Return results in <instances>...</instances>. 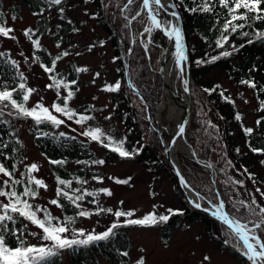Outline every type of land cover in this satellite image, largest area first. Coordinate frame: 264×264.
<instances>
[{"label":"rangeland","instance_id":"1","mask_svg":"<svg viewBox=\"0 0 264 264\" xmlns=\"http://www.w3.org/2000/svg\"><path fill=\"white\" fill-rule=\"evenodd\" d=\"M124 5L122 7L124 18L142 40L143 46H147L145 50L148 61L152 68L159 72L162 79V96L156 103L154 112L150 111L143 94L135 86L130 71L132 86L128 84L126 77L122 76L118 79L119 70L117 59H114L117 58L114 46L106 29L92 16L94 6L89 0H62L60 5H49L47 0H0V21H3L5 26L12 27L14 29L12 35L16 37V39H10L0 36V52L6 53L4 58H0V74L7 71L8 66H12L7 62L9 58L18 62L19 68L14 67L16 74L18 71L22 72L26 77V87L37 90L26 102L27 107H34L37 102L42 103L53 115L64 120L63 124L55 126L57 130L77 137L80 146L88 144V148L85 146L79 150L84 155L93 154L91 160H83L80 163L69 162V164L71 168L80 166L83 171L85 170L87 173L85 184L94 187L96 192L100 188H108L113 193L111 196L99 193L96 196L99 205L104 208L111 207L113 210L117 208L125 211L134 209L135 215L132 218H141L152 211H155L157 215L168 214L167 209L169 208L178 211L182 205L176 193L175 180L178 182V178L165 152V147L172 136L165 134L169 139L165 144L163 136L156 128L158 123L155 118L158 107L164 99L165 81L164 74H161V57L164 54V47L168 45V38L162 34L160 29H155L150 34L143 31L144 27H150V21L146 11L142 8V0H134L133 3L128 4L127 8H124ZM60 8L64 9L62 14L59 11ZM41 9H43L42 14H33L40 13ZM138 11L141 12V16L132 20V16ZM160 12L163 25L170 27L171 13L163 8ZM12 16H16L17 19L13 20ZM111 20L114 22V18L111 17ZM178 22L186 44L185 54L188 57L189 49L184 25L182 21ZM26 28L33 29L32 38L40 40V49H34L29 39L24 36ZM204 28L203 31L206 32L209 26L205 25ZM189 42L191 48L192 45L195 48V57L206 58L207 51L201 36L191 32ZM120 45L125 46L122 37ZM65 51L69 55L62 56L56 61L54 71L45 72L41 65L51 67L52 60ZM129 53L127 51L123 55L125 67L126 64L129 66ZM36 56L39 60L34 59ZM234 62L235 75L228 71L227 66L221 64H203L194 69L195 78H191L192 85L189 84L190 105L191 108L194 105L196 108L195 124L189 128L193 131V139H191L193 143L187 134L186 127L189 123L185 127L186 136L192 144L193 155L181 151L179 160L181 153L194 159L210 174L212 181L214 178L217 180V171L213 162H218L228 193L227 195L222 193L225 208L231 216L241 218L246 214V209L239 207L240 201L247 203L255 197L257 204L264 206V196H261V192H264V164L261 163L264 161V152L253 153L248 147L249 145L264 149V112L260 108L261 96L258 93L259 85L264 88V51L248 64H244L241 59H235ZM186 64L187 60L183 61L184 69ZM77 68H87V71L77 72ZM96 73H99V76ZM139 73L140 67L138 66L135 74L139 75ZM52 76L69 86L59 89L60 98L57 97L55 87H46L52 83L50 79ZM5 78H7L6 75H0V86L5 82ZM188 79L190 81L189 70ZM72 80L76 83L71 84ZM242 80L252 81L256 87L251 88L241 83ZM117 81L121 84L119 90L115 92L103 90L106 85H114ZM125 83L135 92L125 89ZM217 86L230 92L243 114L241 120L227 117L222 113L221 108L218 107L220 100L215 99L216 91H204V89L211 90L215 87L218 89ZM68 90L74 92L72 99L68 101V107L76 113L71 120L51 108L53 103H62V98L66 96ZM0 107L3 105L0 104ZM10 111L15 112L10 107L4 109L9 129L4 132L0 129V153L3 155L10 149L11 144L7 142V138L12 132L20 144L18 155L23 158L18 163L17 176L20 175L25 165L36 163L39 171L32 175L42 179L47 188L38 190L39 194L34 198V206L47 208L54 217L60 218L62 209L50 204L56 195L54 168L35 143L31 133V118L9 115ZM162 113L164 115L165 111ZM80 115L93 118L84 121L83 124H77L75 121ZM124 115L127 118L126 122L122 119ZM258 120L259 124H257ZM132 122L133 128L131 133H128L127 124L130 125ZM97 127L105 133L103 137L105 142L110 135L115 140L126 138L125 148H130V145L141 148L144 144H148L154 151L146 161H140L134 156L124 158L111 154V150L103 147L99 142L81 135L83 131ZM243 128L253 129L251 140L241 137ZM4 144L8 147L4 148ZM194 150L199 155L198 157L194 155ZM100 159L105 163L102 165L92 163ZM209 165L213 167L212 172ZM94 175L102 177V181L94 180ZM3 179L6 177L0 175V181ZM116 179L129 180V182L118 184L115 182ZM237 181H243V183L240 184ZM0 187L3 185L0 184ZM257 189L260 191L258 192ZM227 198L231 200L229 205ZM202 200L204 205L208 206L207 200ZM211 200L216 205L219 204L218 200L213 198ZM120 201H123V204H120ZM0 202H7V199L0 197ZM123 219V217L120 218L121 221ZM115 220L112 214L105 212L102 215L93 214L90 217H82L81 222L70 227L84 229L86 233L93 230L101 233ZM21 224L28 225L24 232L27 239L47 243L39 238L41 230L37 226L22 218L17 226ZM209 229L215 237L210 236L206 223L201 220L187 222L184 227L163 223L151 227L122 225L114 230L115 234L108 240L93 243L95 249L88 247L87 250H82V248L62 250L58 255V264H136L141 256L145 258V264H247L228 247L243 250L241 243L230 234V229L226 225L217 220L210 224ZM32 232L38 235L35 237L29 235ZM66 235L71 236V233ZM225 240L228 242L225 243ZM123 251H128L129 256H121L119 253ZM205 256L209 259L205 260Z\"/></svg>","mask_w":264,"mask_h":264},{"label":"snow or ice","instance_id":"2","mask_svg":"<svg viewBox=\"0 0 264 264\" xmlns=\"http://www.w3.org/2000/svg\"><path fill=\"white\" fill-rule=\"evenodd\" d=\"M49 5H60L62 0H47ZM133 3V0H127V4L124 5V8H127L128 4ZM219 3L227 8L229 14L231 15V19L227 20L223 29L227 32L229 29L231 32L235 33L238 29H243L245 27V23L249 20L256 21H264V0H219ZM164 8L165 5L162 4V0H142V8L146 11V15L148 20L150 21L151 26L144 27L143 31L145 33H151L153 28L161 29L162 26L167 31L170 37L175 38V57L177 66L180 67V70L183 71L182 62L187 60V56L184 50L183 43V35L181 29L177 26L167 27L163 25V21L158 19V7ZM177 5H172V7H176ZM243 10V11H241ZM60 13L64 12L63 8L59 9ZM191 12H210L212 8L205 0L203 5H200L195 8L188 9ZM43 13V9H41L40 13H33L34 15H39ZM171 15L173 17L178 18L177 12H172ZM141 16V12H136L134 16H132V20H135L137 17ZM13 20H16V16H12ZM237 21H244L245 23H235ZM143 22V21H142ZM14 29L10 26H5L3 21H0V36L10 39H16L12 33ZM24 36L29 39L34 49L41 48V42L39 39H33L34 31L32 28H26L24 30ZM242 35L247 36V32H243ZM258 38L264 39V31L256 33ZM228 37L226 35H222L220 40L216 41L217 47H222L223 42L227 41ZM248 43H252V40H248ZM103 44V41H101ZM243 45H241L242 47ZM59 47V44H57ZM147 48V46H145ZM69 53L67 51L61 53L56 56L52 62L51 67L46 65H41L44 68V71L47 73H52L56 67V61L60 60L62 56H68ZM221 56H229L230 52L224 51L220 53ZM6 56L5 52H0V58H4ZM27 60V57H25ZM35 60H39V57H34ZM117 59V58H114ZM219 59V56L211 57L210 61H215ZM12 66L19 68V64L16 60L10 59L7 61ZM206 61L198 60L197 63H205ZM77 72L87 71V68H77ZM19 76L20 83L11 89L4 87L3 90H0V104L3 107H0V116H3L4 109L10 107L15 110V112H9V115H17L23 117H31L36 124H41L48 122L54 126H59L64 123V120L57 118V116L53 115L48 107H45L42 103L37 102L34 107L28 108L25 106V102H27L33 92H36V89L26 87V77L22 72H17ZM99 76V73H96ZM52 83L46 85L48 88L55 87L57 89V97L60 98L59 89L61 87L68 88V84H64L63 81L57 80L55 76L50 77ZM71 84H75L76 81L72 80ZM241 83L248 85L251 88H255L256 84L249 80H242ZM184 84L187 85L188 81L185 80ZM121 84L117 81L114 85H106L103 89L108 92H115L119 90ZM219 87V86H217ZM187 91V88L185 89ZM216 89H204L205 92L215 91ZM264 90V89H262ZM20 92L22 94V102H19L17 99L13 98V93ZM74 92L72 90H68L66 96L62 98V103H53L51 108L55 110L56 113H62L64 116L68 117L69 120L73 119L76 115L75 111L68 107V101L72 99ZM223 95V93H221ZM142 99V98H141ZM63 105V106H62ZM260 108L264 109V101H261ZM93 117L80 115L78 119H76L77 124H83L86 120H91ZM110 119V117H107ZM237 120L241 119L239 113L236 114L235 117ZM0 123H7V121H0ZM260 121H257L259 124ZM246 134H251L253 132L252 128L244 129ZM184 132V128L180 127L178 134ZM44 135H47L45 133ZM61 137L65 136V133L61 132L59 134ZM81 135L88 137L92 141L99 142L103 147L108 148L109 150L118 153L120 157L128 158L138 153L140 149H136L134 151H128L124 147L125 139L115 140L110 135L107 137V142L103 139L105 133L99 128L88 129L81 133ZM4 148H7L8 145L4 144ZM253 152H264V149L252 148ZM239 151V150H237ZM2 155V153H0ZM7 159V157H5ZM53 165L63 164L65 161L62 160H50L49 161ZM80 163V161H77ZM87 163V162H85ZM93 164L102 165L105 163L104 160H94ZM264 164V161H261ZM16 165L13 164L11 166V170L9 167L5 165V163H0V175L3 177H7V179H3L0 181V184L3 187H0V197H4L7 199V202H0V264H51V258L58 256L62 250L65 249H73L80 246H88L93 244L94 242L108 240L111 236L115 234L114 230L120 226L127 225H137L142 227H151L157 225L159 223H165L169 220L171 215H175L177 210H173L171 208L167 209L168 214H160L157 215L155 211L149 212L145 214L141 218H132L135 215V210H122L117 208L113 210V208L108 207L104 208L99 205V203L94 199L91 203L97 204V207L94 212L89 210H84L81 205V201L84 200L85 196L95 197L99 193H104L108 196H111L113 193L108 188H100L98 192H88L87 189H75L72 193L65 191L63 187H57L56 189V197L50 201L51 205H55L57 207L63 208L64 205L60 202V197L68 200L75 208L81 209L76 213L78 217H90L93 214L99 215L102 213H110L112 214L116 220L111 223V225L103 232L96 233L95 230L91 232H85L84 229H75L71 228L70 225L75 223L76 217L66 216L61 221L60 218L54 217L47 208H42L39 205H33L29 203L28 197L35 198L39 193L38 190L40 188H47V185L42 179H38L32 175L34 172L39 171V166L36 163H31L30 165H25V173L21 175L27 174V182L14 179ZM245 171H247L245 169ZM251 176V174H249ZM94 180L102 181V177L93 176ZM130 179V178H129ZM58 185H70L71 181H66L57 177ZM118 184H127L129 180H115ZM81 183H87L86 181H82ZM237 183L242 184L243 181H237ZM24 184V189L22 192H18L15 190V185ZM35 185V188L32 187ZM187 186V185H186ZM259 192L260 189H257ZM78 193V194H77ZM199 197V193L196 194ZM261 196H264V192H261ZM196 208H201V204L195 201H192ZM211 203V202H209ZM120 204H123V201H120ZM255 205V207H254ZM214 211L212 214L216 216L224 225H227L228 229H230V234L241 243V248L243 249V255L247 258L251 264H264V206L258 205L255 197H252L250 202H239V207H243L246 209V214L241 218H236L235 216L230 217L227 212L224 211V203L221 201L219 204L214 205ZM239 207H237V211H239ZM155 208V206H153ZM258 209V210H257ZM208 210V209H205ZM38 213H43V216L38 215ZM15 214V215H13ZM124 218L123 221L120 218ZM26 220L30 222L32 225L37 226L41 233L39 234V238L47 243H41L38 245L27 244L24 239V232L27 229V224H21L17 226L18 221L20 219ZM10 222V223H9ZM67 233H71V236L66 235ZM29 235L37 236L38 233L32 232ZM9 237H15L16 246L12 247L8 243ZM228 241L225 240V243ZM143 251V249H141ZM123 257L129 256L128 251H123L119 253ZM205 260H208L209 257L205 256ZM136 264H145V258L141 256L136 261Z\"/></svg>","mask_w":264,"mask_h":264},{"label":"trees","instance_id":"3","mask_svg":"<svg viewBox=\"0 0 264 264\" xmlns=\"http://www.w3.org/2000/svg\"><path fill=\"white\" fill-rule=\"evenodd\" d=\"M94 8L92 10V16L96 19L97 23L102 25L109 34V38L112 41L114 46L115 54L117 57L118 63V79L119 77H126V67L123 60L124 52L129 51V71L133 77V81L137 89L143 94L146 102L149 105L150 111L154 112L156 103L160 100L162 96V79L158 71L152 68L150 62L148 61V57L146 54L145 47L142 44V40L139 38L137 33L130 28L128 22L124 18L122 7L127 2V0H89ZM134 1V0H133ZM178 10L181 13L184 30L186 33V39L188 43V64L191 72V78H195L194 69L200 65H224L227 66L228 71L235 75V59H241L244 64H248L252 61L255 56H259L264 51V39L258 38L256 33L264 31V21H256V20H249L247 23L244 21H237L235 23H245V27L243 29H238L237 32L233 33L229 29L227 32L224 31L223 25L224 23L231 19V15L229 14L227 8L219 3V0H207V3L212 8L210 12H191L188 9L198 7L205 3V0H175ZM243 11V10H241ZM111 17L114 18V22H112ZM192 25V27H190ZM209 26V29L205 32L203 31L205 28L204 26ZM197 34L201 36L202 40L204 41V46L207 51L206 58L202 57H195L194 50L195 48L190 45V33ZM243 32H247L248 35H242ZM222 35H226L228 37L227 41L223 42L222 47H217L216 41L221 39ZM123 38L125 42V46L122 47L120 45V39ZM248 40H252V43H248ZM241 45H243L241 47ZM230 52L231 55L229 56H221V52ZM219 56V59L211 62H207L211 60V57ZM198 60L206 61L205 63L198 64ZM234 65V66H233ZM242 67V63L240 64ZM140 67L139 75L135 74V69ZM134 72V74H133ZM1 74L6 75L5 82L0 86V90H3L6 86L7 88L11 89L20 83L19 76L16 74V70L14 66H8L7 71ZM0 74V75H1ZM192 82V79H191ZM190 82V85L192 83ZM135 92L132 90L127 83H125V89ZM215 91L217 95L215 97L219 98L218 107L221 108L222 113L225 114L227 117L235 118L236 114L239 113L241 118L243 116L242 112L238 108L237 104L235 103L234 99L231 97L230 92L220 87L217 89L215 87ZM264 89L262 86H258V93L261 101H264ZM223 93V95H221ZM13 98L17 99L19 102H22V94L18 91L13 93ZM25 106L26 102H25ZM195 105L191 108V115L188 121L187 134L188 137L193 139V131L189 130L190 126L195 124ZM264 112V109L263 111ZM6 116H0V121H7L5 118ZM31 118V117H30ZM122 119L126 122L127 118L122 116ZM241 120V119H240ZM31 133L34 136L35 143L38 145L42 154L48 158V160H62L65 161L63 164L53 165L54 170V177L56 179V189L57 187H63L65 191L72 193L75 189H87L88 192H96L95 188L92 186H88L85 183H81L85 181L86 172L83 171V168L80 166L77 167H70L69 162H77V161H85L91 160L92 155H84L81 154L80 148L85 147L88 148V144H84V146H80L81 144L78 142V138L68 133H65L61 130H57L54 125L45 122L41 124H36V122L31 118ZM133 128V122L129 125L127 124V131L131 133ZM0 129L8 130L9 125L8 123H0ZM1 131V130H0ZM63 132L65 136L61 137L59 134ZM47 133V135H44ZM251 134H246L244 128L241 131V137L251 140ZM8 143L11 144L10 149L8 152L0 155V163H5L7 167L10 168L13 164L16 165L14 179H20L27 182V174L21 175L25 173V168L21 171L20 175L17 176L16 171L18 167V163L23 159L21 155H18V150L20 147L19 141L15 138L14 134L11 132V135L7 138ZM192 142V140H191ZM89 143V142H88ZM193 143V142H192ZM260 145V144H259ZM261 146V145H260ZM249 149L256 148L255 146H249ZM128 151H134L136 149H140V151L134 154V157H138L140 161L148 160L149 155L154 151L148 144H144L141 148L135 145H130V148H125ZM259 149V148H258ZM85 152V150H83ZM259 153V152H253ZM111 154L118 153L111 151ZM159 156V153L156 152ZM119 156V155H118ZM204 156L207 157V154L204 153ZM7 157V159H5ZM180 160L185 167V174L188 181L191 184H195L197 190L200 192V196L202 199H214L218 200V195L216 190L213 186V181L210 174L202 168V166L195 161L194 159L188 158L184 154H180ZM153 162V161H152ZM151 163V162H150ZM215 169L217 171V181L219 184V188L221 192L225 195L228 193L226 192V188L224 186V182L222 179L223 173L220 170L219 163L213 162ZM168 168V166H165ZM57 177L60 179L71 181L70 185H58ZM197 177L195 180L192 178ZM7 179V177H6ZM176 183V193L181 201V209L176 211L175 215H171L169 220L163 224L165 225H181L186 226L187 222L201 220L206 223L208 227V232L211 237H215L214 233L211 229H209L210 224L213 221H217L212 215L208 214L207 212L192 206L186 196L184 195L183 190L181 189L178 182L175 180ZM207 185V186H205ZM24 184L15 185V190L18 192H22L24 189ZM32 187L35 188V185ZM78 194V193H77ZM55 198L56 195H55ZM29 203L35 204L34 198L28 197ZM61 204L64 205L62 209V217L60 220L62 221L66 216L76 217L75 223L70 226H76L79 222H81L82 217L76 216V213L81 210L75 208L68 200L60 197ZM96 200L98 202V198L92 196H85L84 200L81 201L82 208L84 210H91L95 211L97 204L91 203L92 200ZM228 205L231 202L230 198H227ZM99 203V202H98ZM229 210V207H228ZM230 211V210H229ZM43 216L42 214H39ZM102 215V214H101ZM59 218V217H58ZM24 239L27 244H34L38 245L41 242H33L26 238L24 233ZM8 243L10 246H16L15 237H9ZM95 243V242H94ZM89 248L95 249L93 244L88 246H80L78 248H82V250H87ZM231 250L238 256L242 261L246 262L247 264H251L247 260V258L242 254L240 250L235 249L234 247L228 246ZM59 257L51 258V264H58Z\"/></svg>","mask_w":264,"mask_h":264},{"label":"bare ground","instance_id":"4","mask_svg":"<svg viewBox=\"0 0 264 264\" xmlns=\"http://www.w3.org/2000/svg\"><path fill=\"white\" fill-rule=\"evenodd\" d=\"M162 4L165 5L163 9L168 10L170 13L177 12L175 7H172V0H162ZM158 7V19L161 18V8ZM144 10V9H143ZM149 26H151L149 22ZM177 26L180 28L178 18L173 17L171 15V26ZM153 28L152 31H154ZM170 45L164 51L163 56L161 57V68L163 71L164 81H165V92L164 99L160 103L156 115L157 125L156 128L158 132L163 136V141L165 144L168 143V138H166L165 134H169V136L174 135L176 133L177 128L179 127L184 114L186 112L187 103H188V95L186 92V87L184 84L185 76L183 71L180 70V67L177 66L176 57H175V38L170 37ZM172 91L181 92L180 95L174 97L172 95ZM163 111L165 114L163 115ZM188 153L193 155V150L190 145V142L187 140L186 136L182 133L178 136L175 144L169 152V158L176 163L180 168H182V164L179 160V152ZM201 159V158H200ZM203 160V159H202ZM205 162V160H203ZM183 169V168H182ZM188 195L190 198L197 202V198L195 194L187 189Z\"/></svg>","mask_w":264,"mask_h":264},{"label":"water","instance_id":"5","mask_svg":"<svg viewBox=\"0 0 264 264\" xmlns=\"http://www.w3.org/2000/svg\"><path fill=\"white\" fill-rule=\"evenodd\" d=\"M160 31L163 33V35H165V36H167L168 37V45L170 44V38H169V35H168V33H167V31L165 30V28L162 26V28L160 29ZM184 43V42H183ZM184 48H185V43H184ZM182 67H183V65H182ZM161 74H163V72L161 71ZM187 80V79H186ZM128 81L130 82V78L128 77ZM188 81V80H187ZM186 88H187V94H188V104H187V108H186V112H185V114H184V117H183V119H182V122H181V124L179 125V127H178V129H177V131H176V133L174 134V135H172V137H171V139H170V141H169V143H168V145L165 147V152H166V154H167V156L169 157V152H170V150L172 149V147H173V145L175 144V142H176V139H177V137L179 136V134H178V132H179V128L180 127H183L184 128V132H185V127H186V124H187V122H188V119H189V116H190V112H191V105H190V100H191V96H190V91H189V85L187 84L186 85ZM172 95L174 96V97H176V96H178V95H180V93L178 92V91H172ZM183 132V133H184ZM194 155L195 156H199L197 153H196V151L194 150ZM170 160V164L172 165V168H173V171L175 172V174L177 175V177H178V179H179V182H180V184L182 185V187L184 188V190L186 189V187L187 188H189V189H191L195 194H197L198 193V191L197 190H195V188L193 187V186H191L189 183H188V181H187V179H186V177L184 176V173L180 170V168L171 160V159H169ZM209 168H210V170H211V172L213 171V167L211 166V165H209ZM215 179V178H214ZM187 185V186H186ZM215 186H216V188L218 189V187H217V183H215ZM197 196V195H196ZM197 198H198V202L201 204V209H203L204 211H206V212H208V213H210V214H212V212L215 210L214 209V203L213 202H211L210 203V205H211V207H212V209L211 208H207V207H204L203 205H202V203H201V200H200V197H198L197 196ZM219 199H220V202L222 201V198L221 197H219ZM190 202L194 205V203L192 202V200H190ZM205 209H208V210H205ZM213 215V214H212ZM214 216V215H213ZM230 216V215H229ZM214 217H216V216H214ZM231 217V216H230ZM217 218V217H216ZM218 219V218H217Z\"/></svg>","mask_w":264,"mask_h":264}]
</instances>
